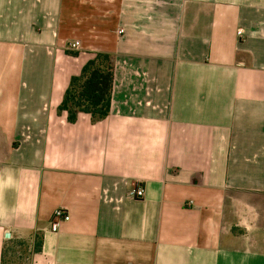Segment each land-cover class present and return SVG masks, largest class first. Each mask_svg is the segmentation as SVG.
I'll use <instances>...</instances> for the list:
<instances>
[{"label":"crops","instance_id":"1","mask_svg":"<svg viewBox=\"0 0 264 264\" xmlns=\"http://www.w3.org/2000/svg\"><path fill=\"white\" fill-rule=\"evenodd\" d=\"M97 53L111 113L70 123ZM20 240L28 264H264V0H0V264Z\"/></svg>","mask_w":264,"mask_h":264},{"label":"trees","instance_id":"2","mask_svg":"<svg viewBox=\"0 0 264 264\" xmlns=\"http://www.w3.org/2000/svg\"><path fill=\"white\" fill-rule=\"evenodd\" d=\"M114 72L115 64L111 54H95V57L83 66L80 75L71 78L59 111L67 113L70 123H76L80 114L90 115L94 124L105 120L111 113ZM40 248L41 240L37 236L35 251Z\"/></svg>","mask_w":264,"mask_h":264},{"label":"built area","instance_id":"3","mask_svg":"<svg viewBox=\"0 0 264 264\" xmlns=\"http://www.w3.org/2000/svg\"><path fill=\"white\" fill-rule=\"evenodd\" d=\"M124 30H120L119 34H123ZM80 42L76 41L69 45V50H79L81 48ZM130 196L134 199H143L145 197V189L141 186H136L131 190ZM70 220V215L65 209H58L55 211L52 221V231H58L60 225Z\"/></svg>","mask_w":264,"mask_h":264},{"label":"rangeland","instance_id":"4","mask_svg":"<svg viewBox=\"0 0 264 264\" xmlns=\"http://www.w3.org/2000/svg\"><path fill=\"white\" fill-rule=\"evenodd\" d=\"M31 246L24 240L9 245L7 247V254H5V264H28Z\"/></svg>","mask_w":264,"mask_h":264}]
</instances>
